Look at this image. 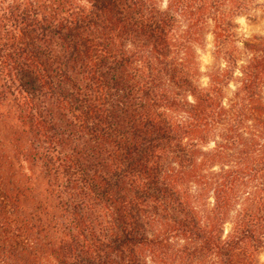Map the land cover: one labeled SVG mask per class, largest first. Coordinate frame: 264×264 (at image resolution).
<instances>
[{
  "label": "trees",
  "instance_id": "16d2710c",
  "mask_svg": "<svg viewBox=\"0 0 264 264\" xmlns=\"http://www.w3.org/2000/svg\"><path fill=\"white\" fill-rule=\"evenodd\" d=\"M89 2L87 13L68 8L70 16L54 22L15 6L0 16L7 78L18 81L19 72L34 67L50 89L56 88L52 77L71 81L63 67L49 72L36 49L55 29L68 61L93 63L100 92L76 100L112 163L95 168L71 157L60 163L74 185L58 192L67 197L58 204L67 218L55 226L48 262L264 264V35L241 40L236 24L251 0ZM258 6L264 10V3ZM210 33L215 59L226 64H215L201 85L197 46ZM119 86L135 101L128 130L109 93ZM23 90L34 109L36 90ZM29 122L50 136L52 128L36 112ZM20 189L0 200V264H19L22 252L43 264L34 249L46 228L42 203L24 206ZM26 207L34 210L29 217Z\"/></svg>",
  "mask_w": 264,
  "mask_h": 264
},
{
  "label": "rangeland",
  "instance_id": "374dc122",
  "mask_svg": "<svg viewBox=\"0 0 264 264\" xmlns=\"http://www.w3.org/2000/svg\"><path fill=\"white\" fill-rule=\"evenodd\" d=\"M89 1L0 0V16L3 12H9L8 7L15 6L19 7V11L26 8L36 12L38 15H35V19L43 18L46 19L43 22L47 20L52 22L54 18L69 17L68 8H71L72 12L87 13L91 9ZM262 3L264 0H251L250 6L236 16L237 32L241 40L245 41L253 35H264V10L258 6ZM1 41L11 44L9 38H3ZM37 46L38 48H35L47 63L49 72H60L63 67L71 81L64 77H52L56 88L50 89L43 86L34 67H25L24 72H19L18 81L11 80L6 76V69L3 68L0 57V200L6 198L7 202L9 191L14 196L16 190L22 188L20 190H23L24 195L20 196V202L24 203V206L42 203L39 216L46 223V228L37 235L36 239L40 242L34 243V249L36 248V253L44 260L43 264H52L47 259L48 251L52 248L50 241L56 240L58 235L59 225L56 228L55 226L67 218L58 205L60 201H66L67 197L59 196L58 192L65 190L63 184H70L66 182L68 177L64 169L59 167L60 163H64L67 157L85 164H99L95 168H104L112 162L107 159L109 156L105 150V142L99 136H95L94 131L89 130L90 124L84 120L82 106L76 100L85 94L90 99L100 94L97 92L98 86L93 77L95 68L93 63L86 58L77 59L76 62L68 61L67 57L70 54L67 45L55 29L48 31ZM197 47L200 84L206 85L209 82L208 73L211 68L215 64L224 66L226 62L223 59H215L213 34H208L202 45ZM21 60H26V57L23 55ZM106 80L109 81V78ZM9 82L14 84L7 88ZM109 84L112 82L109 81ZM125 85H129L128 80L125 81ZM23 89L30 92L36 90L34 93L36 99L32 102L35 105L34 109L30 108L31 104H26L24 97L27 93ZM109 89L111 90L109 93L114 95L113 102L118 105L116 112L120 125L128 130L129 112L135 101L132 97L124 98L127 89L122 91L120 86L117 90ZM67 94L72 97L70 101L72 103L65 99ZM35 112L38 118L46 122V127L52 128L50 136L47 133L48 138L43 133L42 125L30 124V115ZM210 145L213 144L210 143L208 146ZM44 149L50 150L46 159L43 157ZM46 164L48 166H45ZM123 187L128 188V181ZM26 210L29 211H26L25 216H28V212L34 211L31 207H26ZM89 214L92 217L90 211ZM230 227V224H226V231ZM29 250L33 251V248ZM15 258L19 264H24L23 260H31L30 264L36 262L32 255L23 252L16 254ZM261 259L264 260V249L261 252Z\"/></svg>",
  "mask_w": 264,
  "mask_h": 264
}]
</instances>
